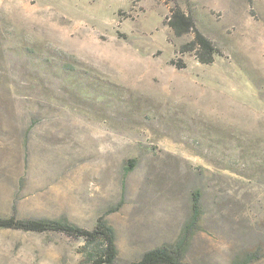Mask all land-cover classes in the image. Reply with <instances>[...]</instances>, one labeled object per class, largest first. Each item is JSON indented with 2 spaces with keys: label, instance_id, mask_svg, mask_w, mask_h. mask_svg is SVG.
<instances>
[{
  "label": "rangeland",
  "instance_id": "rangeland-1",
  "mask_svg": "<svg viewBox=\"0 0 264 264\" xmlns=\"http://www.w3.org/2000/svg\"><path fill=\"white\" fill-rule=\"evenodd\" d=\"M193 192L185 263L264 264V0H0V217L104 215L125 262L176 240ZM81 245L0 229V264H87Z\"/></svg>",
  "mask_w": 264,
  "mask_h": 264
},
{
  "label": "trees",
  "instance_id": "trees-1",
  "mask_svg": "<svg viewBox=\"0 0 264 264\" xmlns=\"http://www.w3.org/2000/svg\"><path fill=\"white\" fill-rule=\"evenodd\" d=\"M166 21L175 36L192 33V38L181 46L183 51H192L200 63L209 64L219 50L212 41L201 33L194 24L191 15L186 14L179 6L171 8ZM172 62V61H171ZM131 161V160H129ZM199 194L192 193L191 214L183 225L176 240L146 250L132 261H117L115 232L104 215H99L92 228H85L70 222L67 218H18L14 214L0 217V229H12L31 233H62L67 237L79 239L82 245L79 253L87 264H186L184 253L189 233L199 217ZM251 256L245 254L233 264H245Z\"/></svg>",
  "mask_w": 264,
  "mask_h": 264
}]
</instances>
